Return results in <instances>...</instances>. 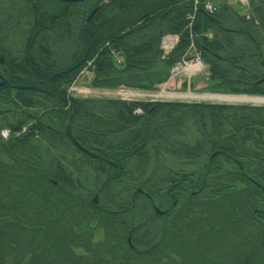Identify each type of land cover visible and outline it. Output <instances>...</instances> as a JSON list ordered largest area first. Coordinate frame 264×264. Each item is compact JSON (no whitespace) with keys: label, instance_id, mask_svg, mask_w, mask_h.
<instances>
[{"label":"trees","instance_id":"1","mask_svg":"<svg viewBox=\"0 0 264 264\" xmlns=\"http://www.w3.org/2000/svg\"><path fill=\"white\" fill-rule=\"evenodd\" d=\"M15 1L19 8L18 16L25 14L30 22L16 25L23 35L17 38L21 46L14 54L3 44L16 41V36L10 31L12 25H0V59L16 82L23 84L36 85L34 77L47 78L48 74L56 71L58 62L52 61L54 53L57 56L64 54L69 59L64 66L67 68L89 49L87 62L92 61L94 73L92 88L156 90V85L168 79L171 66L180 59L189 44L186 16L192 12L190 0ZM4 2L0 0V7L4 6ZM7 4L14 6L15 2L7 0ZM96 7L98 11L85 24L87 16ZM255 13V18H241L242 22L233 29L223 25L235 16L232 12L227 13V8L214 16L202 11L195 15L191 29L196 37L197 49L209 67L210 78L217 83L216 88H208L212 92L264 95V8H256ZM208 32H212V39L205 36ZM166 33H179L182 38L170 59L162 62L158 45ZM6 50L10 52L7 56ZM254 65H259L260 69L254 70ZM83 66L61 75V78H68L62 88L1 91L3 104H0V114L20 109L24 116L31 114V118H36L42 125V112L49 106L44 99L71 97L68 88ZM147 72L150 77L145 74ZM75 102L80 108L68 117L69 129L81 146L97 150L99 158L82 155L86 161L72 159L69 165L74 171L70 172L66 165L61 169L64 174L60 177L59 169L54 170L42 161V154L47 152L49 145L45 135L41 139L34 138L31 144L22 138L0 144V152L10 160L9 163L0 162V264H44V244L34 250L26 247H32L33 238L37 239L39 235L46 240L41 227L43 221H46L45 217L57 214L54 211L51 215H42L47 207H55L61 200L67 204L62 213L68 216L75 208L80 209L87 204L86 199L75 198L72 194L81 187L79 175L82 168L89 167L97 181L102 175L105 177L92 191L102 202L105 199L111 203L108 208L101 206L98 200L95 204L91 202L90 206L102 214L106 212V216L120 218L124 215L121 226L125 220L130 227L134 224L132 213L138 208L132 204L138 197L133 195L135 184L132 182L161 177L160 166L169 157L176 159L178 167L198 162L195 168L190 166L187 169L189 173L177 170L170 172V176L193 179L189 184L193 190L202 187L203 198H209L211 203L219 202L211 210H216L220 219L226 217L234 222L230 231L238 226L243 231V239H249L254 233V264H264V107L88 99ZM137 109L142 114H136ZM87 113L105 116L104 119H81L80 115ZM190 119L192 130L195 129L198 134L195 140H190V134L181 130L182 124ZM41 131L43 127H39V135ZM66 141L73 146L67 137ZM214 152L217 155L210 159ZM103 158L117 165L100 166L97 161ZM79 162L82 163L78 166ZM121 177L127 181L126 185L120 186ZM224 178L227 180L224 181ZM113 181L119 183L113 186ZM147 186L145 183L144 187ZM88 194L92 195V192ZM122 197L129 199V207L125 208L127 202L121 201ZM29 200H33L31 207ZM23 218L32 220L24 224L21 222ZM103 224L106 226L109 222ZM85 228L83 225L78 230ZM134 233H131V243L138 248L134 241L139 239ZM116 240V244H121L124 239ZM125 240V246L133 253L131 256L138 255L129 247L127 236ZM242 251L247 253L242 264H248L251 248ZM127 255H121L125 260L123 264H129ZM26 256L29 257L28 263L23 262ZM62 257L58 253V263H63Z\"/></svg>","mask_w":264,"mask_h":264},{"label":"flooded vegetation","instance_id":"2","mask_svg":"<svg viewBox=\"0 0 264 264\" xmlns=\"http://www.w3.org/2000/svg\"><path fill=\"white\" fill-rule=\"evenodd\" d=\"M14 2V6H9L7 4V0L2 3L4 6L0 7V25L8 24L12 25V28H14V25L16 26L18 23L26 24L27 22H30V20L25 17V14L18 16L19 8L17 2L15 0ZM8 49L12 52V54L17 53V50L14 51L13 49ZM8 52L9 51L6 50L5 55L8 54ZM35 53L38 59V51ZM79 59L80 58L69 64V66L77 62ZM56 60L58 62V69L48 74L47 78L40 79L39 77H34L37 87H39L42 91L46 88H62L66 85L68 78H61V75L64 74L62 73L64 70L68 69L69 66L64 68L68 61H66V56L64 54H59L57 56L54 53L52 61ZM47 62L51 63L50 60ZM3 63L4 61L1 59L0 80L6 79L15 83L16 80L10 75V70H6L3 67ZM56 73L61 74L60 76L52 78V76ZM30 85H33V83ZM76 100H78L76 97L45 98L44 101L49 104V106L42 112V125L37 122L36 118H31V114L24 116L20 109H17L19 111L16 112L12 111L10 113H5L4 115H14V113L19 114L20 116L25 117L24 120L26 122L25 126H23L21 124L23 120H21V117H18L14 120V122L12 121L8 123L5 120L2 124H0V126H4V128L7 126V135L10 137L7 142H13L22 138L31 144L34 142V138L41 139L42 136L45 135L47 138L46 143L49 144L47 145V154L50 156V159L46 163L53 167L54 170L59 169L60 171H58V175L61 177V175L64 174L61 169L66 167V129L69 127L67 119L73 114L74 110L80 108L77 106L78 102H75ZM88 100L114 101L103 99ZM66 101H68V104H65ZM1 115L3 114H0V116ZM80 116L81 119L85 117V120H92L94 118L104 119L105 115L101 113H87L85 115L81 114ZM39 127H43V131H41L40 135ZM82 147L96 155V157L92 158H99L97 150L90 149L86 146ZM74 148L79 151L78 155L81 156L79 157V161H86L83 160L82 155L87 154H84L75 146ZM97 162H99L100 166L103 167H114L117 165L113 161L104 158L103 160L99 159ZM81 163L82 162H79V164ZM192 180L193 179L190 178L172 176L151 177L144 178V184L141 181L140 184L136 186L133 191V195H138L141 200L143 199L140 201L141 205H139L140 209L143 211L139 216L142 220L140 222L141 230L134 233V235L137 234L136 236L139 239V241H134V245L139 248V251L136 250V252L139 253H137L138 255L134 257L129 254L125 256L126 259L129 260V264H242V262H244V257L247 255V253L243 254L242 250L248 248H251V251L249 252L250 261L248 264H254V233H252L249 239H243V231L237 226L233 231L229 232V236L227 238V231L223 230L227 229V223L230 224V226L234 223L229 218L224 217L220 219V217L219 220L217 218L218 224H215L217 226H214L213 228H202L204 225L199 226L197 221L196 225L191 226L193 230L190 233L195 235L191 234L193 236V240H191L192 242L184 240V235L186 233L183 230L186 231V228L191 225V221L195 223L196 219L193 214H191L188 219V225L186 219H181L179 210L186 211L191 207L187 205L188 197H203V193L201 192L202 187L199 190H193V188L189 186ZM145 183L148 185L147 187H144ZM141 185L144 186L141 187ZM138 189L141 191L139 192ZM136 190L139 193L135 195L134 193ZM171 191L173 194H171ZM146 206H148L149 209H146ZM154 206L159 209L160 213H157L154 210ZM103 213L105 214L106 212ZM237 223L240 222L237 221ZM126 224L127 221L124 220L123 227L127 230L128 239L129 236L131 237V230H128L129 227ZM139 255L145 256L144 259L139 260ZM141 256L139 257L142 258Z\"/></svg>","mask_w":264,"mask_h":264},{"label":"rangeland","instance_id":"3","mask_svg":"<svg viewBox=\"0 0 264 264\" xmlns=\"http://www.w3.org/2000/svg\"><path fill=\"white\" fill-rule=\"evenodd\" d=\"M252 5L251 8L252 10L254 9V11L252 12V16L250 18H255L256 13H255V9L256 8H264V0H251ZM42 8V7H41ZM233 13L235 14V16L233 17L232 20L227 21L226 20V24H223L226 28H230L233 29V27L235 25H239L240 22H242V17L240 14L235 13L232 9L227 10V13ZM226 16V15H225ZM247 20V19H245ZM21 25H24V23H20ZM12 35L16 36L15 37V42L10 44L8 42L3 43L4 46H6L7 48L13 49L14 51H16L17 48H19L21 46V42L20 40H17L18 36L23 35V32L14 25V28H12L11 30ZM262 51L264 52V47L262 48ZM115 57V56H114ZM69 59L66 58V61H68ZM118 60H120V58H118ZM86 67V66H85ZM83 67L78 76L76 78H78L77 81V90L76 91H69L70 86L68 88V93L69 95H71L72 97H76L78 99H103V100H116V99H122V96L120 94H118L117 92L120 91H128V89L125 88H120L118 89H96V88H92L91 87V82L94 78V73L90 68H86ZM260 67L259 65H254V70H259ZM83 72V74L81 75V73ZM147 76L150 77V73L147 72L145 73ZM175 86L171 85L166 87L164 90L161 91V86H158V88H156V92H150V91H145V93H143V91H138L136 89L135 92H139L140 94L144 95H152V97H150V99H148V101H154V102H168V103H179V104H221L222 102L218 103L217 101H212V100H206V99H188V98H167V97H161L158 96V94L164 92V93H179V94H185L188 92H191L192 94H205V93H216V92H212L209 88L215 87L216 88V81H213L212 79H210L209 83L206 82V76H203L201 74H198L197 76H194L191 79L190 82V89L188 88V83H186L184 85V82L186 80V77H180L177 79H174L173 81H175ZM146 84H149L147 81H145ZM133 90V91H134ZM89 91V92H88ZM131 91V90H130ZM211 91V92H210ZM94 96V97H93ZM143 96L137 97L138 100H147L145 99ZM254 96H258V97H262L264 98V95H254ZM141 98V99H140ZM1 99V98H0ZM129 101V100H126ZM3 101L0 100V104ZM226 104V103H224ZM236 106H252V107H264V104H237L234 103ZM18 117H21V120H23V122H25V117L20 116L19 114H15L14 115H1L0 116V124H2L5 120L6 122L10 123V122H14V120ZM7 124V123H6ZM192 120H186L182 126H181V130L183 131L184 134H187L189 136L190 140H195L198 137L197 131L195 129L192 130ZM1 127V126H0ZM7 126L4 128L5 130L0 132V144L1 143H6L10 137L7 135V131H6ZM191 129V130H189ZM66 152H65V158L67 159L66 161V165L67 168L70 172L74 171L69 163L72 159H75L77 161H79V156L78 152L75 150V148L71 145H68L67 141H66ZM42 158H43V163L47 162L50 159V156L47 154V152L45 151L42 154ZM83 158V156H82ZM85 158H83L84 160ZM28 161H30L29 157H28ZM33 161V159H32ZM0 162L1 163H9L10 160L8 158V156H6L4 153L0 152ZM31 162V161H30ZM162 165L161 170H162V176H170V172H176L177 170L180 172H186L189 173L190 170L189 169L190 166H194L197 165L196 163L198 162H194L191 165L188 166H180L178 167L177 161L176 159H173L172 157L167 158L165 161H162ZM183 162V161H179ZM33 165V162H32ZM79 166V163H78ZM89 168V167H88ZM88 168L80 170V177H79V182L81 184V187L79 188V190L75 193H72L73 196H75V198L77 197H81L87 200V204H85L84 206H82L80 209H74L73 211H71L70 215L68 214V216H66L67 213H62V211H64L65 207L67 204H65V202H62L61 200H58L59 202L57 203L58 205H56L55 207H47L45 211H43L41 214L42 215H51L53 214L54 211H57V214L54 215V217H45L46 221H43V226L42 230L44 231L45 235H46V240L43 239L40 235L39 237L33 238L32 240V247H26V248H32V250H34L35 248H37L39 245L44 244L43 248L44 252H46V255H44V257L42 258V262L44 264H48L47 261L49 262V264H123V262L125 260L122 259L121 254L124 255H133L132 252H130L129 249H127V247L125 246L126 244V236H127V230L121 226V219L123 218L124 215H120V218L118 216H106L104 214H102L100 211L92 208L90 206L94 193L92 191V189L97 188L101 182L100 179H102V182L104 181L105 177L102 175L101 178L97 181L96 180V175L94 172L90 171ZM195 168V166H194ZM192 170V169H191ZM148 173H150V169L147 171V177H148ZM154 175V172L152 171V176ZM124 178H128V176H122ZM120 178L119 182H121L120 186L122 185H126L127 181H124V178ZM145 177V176H143ZM142 177V178H143ZM159 177V176H158ZM121 180V181H120ZM143 180L142 183L144 184V178L141 179ZM227 180V178H224V181ZM118 181H113L112 185L115 186L116 184L119 183ZM133 184H135V186L132 188V190L134 191L136 186H138L139 180L138 181H134L132 182ZM232 183V181L230 182ZM3 187L4 182H2ZM1 186V185H0ZM119 186V188H120ZM144 185H141V187H143ZM8 187V186H7ZM235 187V186H234ZM238 190V189H237ZM92 192V195H89V192ZM236 194L240 195L239 191H235ZM214 194L212 193V196ZM232 195H235L234 193H232ZM2 196V195H1ZM243 198H247L246 195H240ZM235 197V196H234ZM222 198V197H221ZM203 197H199V196H192V197H188V204L189 206H191L188 210L184 211V210H179L180 211V216L181 219H186L187 224L189 225L188 219L190 218V215L193 214L195 220V223L193 221H191V225H189V227L186 228V231L183 230L186 234L184 235L185 241H191L192 239V227L193 225H196L197 221H198V225L199 226H203L202 228H213L215 224H218V220L220 218V215L218 212H216V210H211V208L213 205H216L217 203L219 204V202H208L211 201L209 200V198L207 199H203ZM224 199V198H222ZM98 200H99V196H98ZM103 202L101 200H99L101 203V206L104 207H108L110 206L111 203H108L105 201V199H102ZM129 199H124V197L121 198V201H125L126 203V207H129L131 204L130 202H128ZM143 200V199H142ZM141 198L138 196L137 197V203H132L133 206H138V208L136 209L135 212L132 213V217L133 220L132 222L134 224H132L128 230L135 231V232H139L141 230V226H140V222L142 221L139 216L141 214V212L143 210L140 209L139 205L140 201H142ZM33 200H29L28 201V205L29 207L32 206ZM43 201V200H42ZM205 201V202H204ZM98 202V201H97ZM139 202V203H138ZM246 204V202H245ZM109 208V207H108ZM146 209L149 207L146 206ZM28 213V212H26ZM30 215V213H28ZM135 214V215H134ZM134 215V216H133ZM52 218H54V222ZM127 218V217H125ZM216 218V219H215ZM218 218V220H217ZM32 220V218H23L21 219V222L26 224L27 221ZM117 220V221H115ZM194 220V219H193ZM98 222L96 225L95 223ZM109 222V224H107L106 226L103 223ZM57 223V224H56ZM38 225V224H37ZM85 226L86 228L83 230H78V228L80 226ZM112 225L114 227H112ZM40 226V225H39ZM135 226V227H134ZM134 227V228H131ZM230 224L227 223V229H224L223 231H227V238H228V233L230 232ZM40 228V227H37ZM131 228V229H130ZM40 230V229H39ZM41 231V230H40ZM112 231V232H110ZM195 231V230H194ZM38 232V229H37ZM192 234V235H191ZM195 236V235H194ZM118 238H122L124 240H122L121 244H116L115 240ZM197 239V238H195ZM114 241V242H113ZM117 241V240H116ZM192 242V241H191ZM38 243V244H37ZM46 245V246H45ZM16 249V248H15ZM139 251V249H138ZM52 252V253H51ZM58 253L62 254V262L58 263L57 258H58ZM139 253V252H138ZM137 256V255H136ZM141 256V255H139ZM140 259H144L145 256H141L142 258ZM29 261V257L26 256L23 259L24 263H28ZM35 264V263H33Z\"/></svg>","mask_w":264,"mask_h":264},{"label":"built area","instance_id":"4","mask_svg":"<svg viewBox=\"0 0 264 264\" xmlns=\"http://www.w3.org/2000/svg\"><path fill=\"white\" fill-rule=\"evenodd\" d=\"M195 6H203V9L207 11L208 13H213L217 5L219 3H229L233 5H238L245 7L248 5V0H193ZM178 36L175 35H168L164 37L161 41V50H162V56L161 59L165 60L168 58L170 55V52L174 49L175 45L178 43ZM202 63L199 61L198 56H196L193 60L189 62H182L177 64L173 69H172V76L178 75L181 70H190L193 71L192 73H195L202 67Z\"/></svg>","mask_w":264,"mask_h":264},{"label":"water","instance_id":"5","mask_svg":"<svg viewBox=\"0 0 264 264\" xmlns=\"http://www.w3.org/2000/svg\"><path fill=\"white\" fill-rule=\"evenodd\" d=\"M57 1H60V2H66V3H78V2H83V1H86V0H57ZM98 11V7L94 8L90 14L87 16L86 18V23H88L92 18L93 16L95 15V13ZM88 53H89V50H86L84 56L78 61L76 62L75 64H73L72 66H70L67 70L63 71L64 74H68L72 71H74L75 69H77L78 67H80L87 59L88 57ZM263 67H264V63H263ZM57 76H60V74H55L52 76V78H55ZM7 88H12V89H16V90H37L38 87L37 86H34V85H23V84H20V83H12L6 79H1L0 80V91L1 90H4V89H7ZM222 96H228V95H222ZM238 96V95H237ZM240 97H249V96H243L241 95ZM250 98H253V97H250ZM66 136L67 138L83 153H86L90 156H95L93 153L89 152L88 150H86L85 148H83L75 139L74 137L72 136L69 128L66 129ZM217 155L216 152H214L211 156H210V159H212L213 157H215ZM139 191H141L139 189ZM93 202H97V196H95L93 198ZM155 211L157 213H160L159 210L154 207Z\"/></svg>","mask_w":264,"mask_h":264},{"label":"bare ground","instance_id":"6","mask_svg":"<svg viewBox=\"0 0 264 264\" xmlns=\"http://www.w3.org/2000/svg\"><path fill=\"white\" fill-rule=\"evenodd\" d=\"M89 92V91H88ZM122 96L125 100H138L137 97H140L138 92L134 91H120L117 92ZM160 97H167V98H188L190 99H206V100H212L217 101L218 103H237V104H264V98L262 97H240V96H222V95H211L208 93L205 94H192L191 92L185 93V94H179V93H160L158 94ZM94 97V96H93ZM27 129V128H26Z\"/></svg>","mask_w":264,"mask_h":264}]
</instances>
